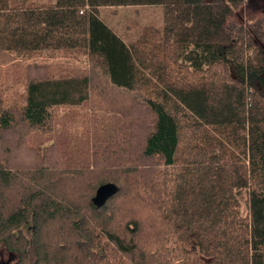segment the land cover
<instances>
[{
	"label": "trees",
	"instance_id": "obj_1",
	"mask_svg": "<svg viewBox=\"0 0 264 264\" xmlns=\"http://www.w3.org/2000/svg\"><path fill=\"white\" fill-rule=\"evenodd\" d=\"M242 2L0 0L11 264H264V51L230 20ZM113 6H161L162 25L121 37ZM71 106L117 115L114 136L72 148L53 128Z\"/></svg>",
	"mask_w": 264,
	"mask_h": 264
},
{
	"label": "rangeland",
	"instance_id": "obj_2",
	"mask_svg": "<svg viewBox=\"0 0 264 264\" xmlns=\"http://www.w3.org/2000/svg\"><path fill=\"white\" fill-rule=\"evenodd\" d=\"M40 3L45 0H31ZM99 15L106 24L112 27L123 37L134 39L139 37L149 28H160L163 22V8L161 6H113L102 7L99 9ZM234 22H241L247 27L251 25V33L253 38L259 42L264 51V0H243L241 6L236 13L230 17ZM261 24L259 33L254 30L253 24ZM77 59L69 60L72 68L84 67L83 55H78ZM85 63H86V58ZM16 92H20L21 86L14 88ZM97 117V118H94ZM119 117L117 115L100 114L98 116L89 117L85 111V106L56 107L54 109L53 128L56 135H63L69 140L70 146L80 144L82 140L89 139L93 136H109L113 137L115 132V124ZM49 143V142H48ZM85 146V145H84ZM85 153V152H84ZM81 156L75 155L74 162L76 164H84L86 162L85 154ZM245 209H242L244 212ZM15 259L3 246L0 247V264H11Z\"/></svg>",
	"mask_w": 264,
	"mask_h": 264
},
{
	"label": "water",
	"instance_id": "obj_3",
	"mask_svg": "<svg viewBox=\"0 0 264 264\" xmlns=\"http://www.w3.org/2000/svg\"><path fill=\"white\" fill-rule=\"evenodd\" d=\"M114 191L115 187L112 184L101 185L96 191V203L103 204L105 200L114 193Z\"/></svg>",
	"mask_w": 264,
	"mask_h": 264
},
{
	"label": "crops",
	"instance_id": "obj_4",
	"mask_svg": "<svg viewBox=\"0 0 264 264\" xmlns=\"http://www.w3.org/2000/svg\"><path fill=\"white\" fill-rule=\"evenodd\" d=\"M119 34V33H118ZM120 35V34H119ZM121 37H123L122 35H120ZM85 58V56L83 55V60H85L84 59ZM71 60H76V58H73V59H71ZM85 63V62H84ZM85 64H87V61H86V63Z\"/></svg>",
	"mask_w": 264,
	"mask_h": 264
}]
</instances>
